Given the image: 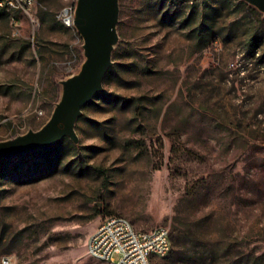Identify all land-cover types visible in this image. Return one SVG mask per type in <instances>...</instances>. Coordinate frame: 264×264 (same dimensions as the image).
I'll return each instance as SVG.
<instances>
[{"label": "rangeland", "instance_id": "1", "mask_svg": "<svg viewBox=\"0 0 264 264\" xmlns=\"http://www.w3.org/2000/svg\"><path fill=\"white\" fill-rule=\"evenodd\" d=\"M73 2L35 0L38 22L18 13L17 28L0 10V142L40 130L80 72L83 38L58 19ZM241 2L119 0L114 65L79 143L0 165V257L105 264L87 242L120 216L192 229L189 264H264V15Z\"/></svg>", "mask_w": 264, "mask_h": 264}, {"label": "water", "instance_id": "2", "mask_svg": "<svg viewBox=\"0 0 264 264\" xmlns=\"http://www.w3.org/2000/svg\"><path fill=\"white\" fill-rule=\"evenodd\" d=\"M264 15V0H240ZM119 0H77L75 27L83 38L85 61L78 74L62 81V96L50 120L38 131L0 142V162L46 151L68 138L79 143L76 123L83 109L104 92L119 43Z\"/></svg>", "mask_w": 264, "mask_h": 264}, {"label": "built area", "instance_id": "3", "mask_svg": "<svg viewBox=\"0 0 264 264\" xmlns=\"http://www.w3.org/2000/svg\"><path fill=\"white\" fill-rule=\"evenodd\" d=\"M35 0H0V10L10 13L12 25L17 28L20 20L18 13L32 15ZM77 0L63 9L58 19L67 28H75ZM173 250L171 232L160 227L152 231H139L126 218L106 217L90 235L87 254L105 264H155L158 259L168 258ZM0 264H14L12 256L0 257Z\"/></svg>", "mask_w": 264, "mask_h": 264}, {"label": "trees", "instance_id": "4", "mask_svg": "<svg viewBox=\"0 0 264 264\" xmlns=\"http://www.w3.org/2000/svg\"><path fill=\"white\" fill-rule=\"evenodd\" d=\"M241 3L246 5V6H249L245 2H241ZM251 8H252V10L257 12L256 9H254L253 7H251ZM16 16L18 17V15H16ZM9 17H10V15H9ZM100 94H98L97 96H100ZM65 143L68 144L70 147H73V148L76 147V145L68 138L65 139ZM56 148H53L49 151L37 152V153L31 154V155H28L26 157L42 156V157H44V159H47L48 157H51V155H53L55 153ZM26 157H22V158H26ZM17 159H19V158H17ZM17 159H12V160L0 162V165L1 166L2 165L7 166L10 162H14ZM49 166L50 165H47L46 169ZM39 169L42 171L41 168H39ZM100 172H102V171H100ZM171 239H172V243H173V250H172L170 256L167 258L169 263L170 264H189V262L193 258L195 250L199 246V237L197 236V234L192 229H189L187 231H182L180 228L174 227L173 232L171 233Z\"/></svg>", "mask_w": 264, "mask_h": 264}, {"label": "bare ground", "instance_id": "5", "mask_svg": "<svg viewBox=\"0 0 264 264\" xmlns=\"http://www.w3.org/2000/svg\"><path fill=\"white\" fill-rule=\"evenodd\" d=\"M76 28V27H75Z\"/></svg>", "mask_w": 264, "mask_h": 264}]
</instances>
